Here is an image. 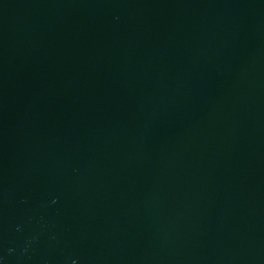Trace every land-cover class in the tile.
<instances>
[{"label": "water", "instance_id": "1", "mask_svg": "<svg viewBox=\"0 0 264 264\" xmlns=\"http://www.w3.org/2000/svg\"><path fill=\"white\" fill-rule=\"evenodd\" d=\"M0 264H264V0H0Z\"/></svg>", "mask_w": 264, "mask_h": 264}]
</instances>
